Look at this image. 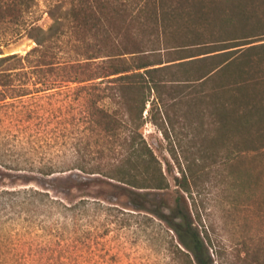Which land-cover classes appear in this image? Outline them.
<instances>
[{"label":"rangeland","instance_id":"1","mask_svg":"<svg viewBox=\"0 0 264 264\" xmlns=\"http://www.w3.org/2000/svg\"><path fill=\"white\" fill-rule=\"evenodd\" d=\"M122 1L130 13L148 2ZM6 2L0 0L2 6ZM48 3L37 0L24 20L40 18L37 24L46 29L51 23ZM253 26L251 21L235 26L216 21L209 28L248 32ZM22 28L0 22L1 56H23L35 46L22 36ZM263 39L251 41L262 44ZM70 58L83 59L75 54ZM86 84L66 82L0 103V264H190L176 251V236L163 222L131 210L102 178L76 171L47 178L40 173L70 162L71 154L61 146L83 126L80 106L85 95L79 88ZM24 86L36 91L31 83ZM180 86V123L169 139L158 125L163 118L159 108L143 114V138L169 183L163 197L172 204L184 196L212 264H264V149H233L236 142L264 145V47L232 61L227 72ZM214 95L226 105L225 130L212 116ZM236 98L261 101L259 115L249 126L237 125L234 135L231 107ZM181 169L193 176L187 178V192L174 179L181 178ZM83 180L89 181L84 189L65 188Z\"/></svg>","mask_w":264,"mask_h":264},{"label":"trees","instance_id":"2","mask_svg":"<svg viewBox=\"0 0 264 264\" xmlns=\"http://www.w3.org/2000/svg\"><path fill=\"white\" fill-rule=\"evenodd\" d=\"M6 1L0 4V22L23 26L22 36L35 46L23 56L0 53V103L60 88L66 82L87 83L79 88L85 95L80 106L83 126L61 146L71 154L70 162L40 173L47 178L76 171L102 178L131 210L163 222L176 236V251L188 263L192 258L194 264H212L184 196L178 195L172 204L163 197L169 183L143 138V114L159 108L163 118L158 125L169 139L180 123L181 83H203L227 72L235 59L264 47L257 44L259 40L251 41L264 36V0H148L146 8L134 13L122 0H48L51 23L46 29L37 24L40 18L24 20L37 0ZM216 21L231 26L251 21L254 26L249 33L215 32L209 25ZM71 54L83 59L71 60ZM29 83L35 92L24 86ZM221 100L213 96L212 116L225 130L228 112ZM259 100L236 98L231 107L236 124L232 134L239 133L237 125L249 126L259 115ZM233 149L257 152L264 145L236 142ZM180 171L181 178H174L176 186L187 192V178L193 176L187 174L189 167L188 172ZM88 182L65 188L84 189Z\"/></svg>","mask_w":264,"mask_h":264}]
</instances>
